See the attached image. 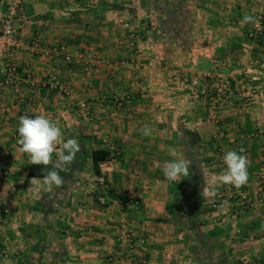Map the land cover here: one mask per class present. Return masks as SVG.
Masks as SVG:
<instances>
[{"label":"crops","instance_id":"0c3cea01","mask_svg":"<svg viewBox=\"0 0 264 264\" xmlns=\"http://www.w3.org/2000/svg\"><path fill=\"white\" fill-rule=\"evenodd\" d=\"M9 1L0 0V18ZM22 2L11 59L16 80L0 87V264H200L176 217L181 180L169 182L162 173L163 162L173 159L170 148L186 158L183 130L197 139L196 223L211 244L209 257L264 264V39L247 38L249 23L242 22L253 12L264 16V0ZM124 21L140 35L135 53L122 41ZM59 47L83 59L66 64L52 53ZM213 63L237 85L228 99L195 93ZM26 72L36 84L32 92L21 82ZM51 76L68 94L52 87ZM36 114L51 116L65 140L113 155L98 163L105 191L89 160L57 191L30 185V160L17 151L15 135L19 118ZM145 125L155 129L152 137L141 135ZM216 126L224 134L218 143L211 138ZM240 147L249 179L232 187L248 203L223 192L224 201L210 209L214 198L202 190L225 169L223 155ZM120 225L134 240L131 251L118 243Z\"/></svg>","mask_w":264,"mask_h":264},{"label":"clouds","instance_id":"9594fccd","mask_svg":"<svg viewBox=\"0 0 264 264\" xmlns=\"http://www.w3.org/2000/svg\"><path fill=\"white\" fill-rule=\"evenodd\" d=\"M242 22L259 23L251 15H245ZM17 131V151L26 154L31 165H40L44 168L52 165V169L43 175L42 179L32 178L29 181L30 185H37L46 191H51L53 187H62L65 181L60 172L65 171L66 167L75 161L80 151L78 140L74 138L65 140L59 124L47 114H36L34 117L21 116ZM154 131V128L145 125L141 129V135L152 137ZM168 152L173 159L163 162L162 173L165 179L177 183L189 177L192 160L178 158V153L174 148H170ZM244 152L245 149L241 147L239 151L230 150L223 155L225 169L219 174L211 175L207 186L202 190L203 196L214 198L218 194L217 188L221 186L231 185L239 189L248 183L250 161L243 154ZM53 154L57 156L55 163L52 159ZM226 203L225 201L224 204ZM8 264L11 262L9 261Z\"/></svg>","mask_w":264,"mask_h":264},{"label":"built area","instance_id":"2783aa9c","mask_svg":"<svg viewBox=\"0 0 264 264\" xmlns=\"http://www.w3.org/2000/svg\"><path fill=\"white\" fill-rule=\"evenodd\" d=\"M22 11H23V2L22 0H10L1 15L0 18V72H4L3 76L0 78V87L10 86L16 80V65L11 61L13 50L17 46V30L18 26L22 20ZM254 19L258 20V24L249 23L246 28V37L254 40L264 39V16L262 13L253 12ZM122 31V41L124 45L135 53L137 51V46L139 43L140 35L138 31L128 24L127 21L122 22L121 24ZM32 46L36 47V43L32 42ZM53 54H60L61 59L64 63H77L83 59V54L80 52H74L72 54L66 53L62 50L61 47L53 49ZM218 65L213 63L210 67L209 72L204 76L206 80L203 82V85L195 93L197 95H203L204 93L210 92L211 94L221 96L222 98L228 99L237 92V85L232 84L229 77L222 75L217 71ZM52 87L60 90L64 94H68V90L64 88L62 84L58 82L57 79L51 76ZM21 82L25 85L28 90L31 92L36 87L35 82L32 80L30 73L26 72L24 78L21 79ZM86 84H89L88 82ZM253 92V88L249 90ZM80 114L84 116L85 105L80 103L78 105ZM212 108V107H210ZM210 113H207L205 119H210ZM223 131L219 126H216L212 133V141L218 143L223 139ZM18 139V134L15 135ZM241 148V147H240ZM239 148V149H240ZM95 184L98 187V190L105 191L107 189V183L105 180L100 177L94 178ZM227 198L240 199L244 203H248L246 196L243 193H238L235 196L233 187L231 185H225L222 192H217L218 194L214 197V200L210 203V208H216L220 203L224 201V193ZM97 203L102 204V196H97ZM259 202V201H257ZM141 241V239H139ZM118 243L127 251H131L134 247V240L131 236L125 231L122 226L118 228ZM109 263H113L114 257L110 256L108 258Z\"/></svg>","mask_w":264,"mask_h":264},{"label":"trees","instance_id":"16d2710c","mask_svg":"<svg viewBox=\"0 0 264 264\" xmlns=\"http://www.w3.org/2000/svg\"><path fill=\"white\" fill-rule=\"evenodd\" d=\"M258 39L257 41H260ZM181 139L185 141V155L187 159L192 160L190 165V175L189 177L181 179L180 184L177 187L176 198H175V208L177 211V218L182 222H185L186 229L192 236L194 245L190 246V250L197 257L200 264L202 260L200 257H203L207 260L208 264H215L212 262L209 257V252L211 250V244L205 235L197 227V216L201 212L198 208V199L200 194L197 192L198 187L201 183L200 170L197 165L193 151L196 144V137L194 134L187 132L185 130L181 131ZM80 151L77 153L75 161L66 167L65 171L60 172V175L64 178V185L60 188L54 187V191H57L63 188L72 172H80L84 168L86 161H90L91 172L95 177H100L98 163L104 161L108 158H113V155L110 156L109 152L100 148L88 151L81 142H79ZM52 169V165L44 168L40 165H31L30 163L25 168V174L27 177L31 178H43L48 171ZM59 171V170H58ZM99 207L102 204H98ZM212 209V208H210Z\"/></svg>","mask_w":264,"mask_h":264},{"label":"rangeland","instance_id":"374dc122","mask_svg":"<svg viewBox=\"0 0 264 264\" xmlns=\"http://www.w3.org/2000/svg\"><path fill=\"white\" fill-rule=\"evenodd\" d=\"M211 251V250H210ZM200 260H202V264H208V262H207V260L205 259V258H203V257H200ZM211 260H212V258H211ZM213 263H215V264H217V262L216 261H212Z\"/></svg>","mask_w":264,"mask_h":264}]
</instances>
